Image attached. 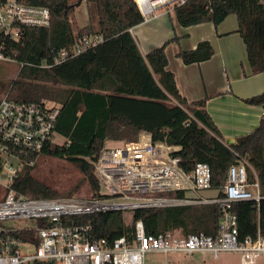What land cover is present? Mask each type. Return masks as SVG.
Segmentation results:
<instances>
[{"label": "trees", "instance_id": "1", "mask_svg": "<svg viewBox=\"0 0 264 264\" xmlns=\"http://www.w3.org/2000/svg\"><path fill=\"white\" fill-rule=\"evenodd\" d=\"M96 6L97 25L80 28L72 0H20L47 7L52 16L49 28L27 27L19 41H6L4 53L20 65L18 76L9 83L0 80V101L9 93L19 102L53 101L60 105L55 132L65 144L49 143L41 155L64 159L78 168L89 181L95 197L102 186L94 162L109 142H134L148 132L155 142L178 146L175 156L192 172L197 163L208 164L212 185L221 190L229 168L248 157L249 182L257 179L264 196V114L251 133L227 144L206 109L207 99L189 103L179 92L174 74L167 69L166 48L178 36L144 56L131 30L144 22L134 0H83ZM81 2V3H82ZM183 27L212 22L215 26L235 14L238 33L246 45L252 75L264 73V0H187L175 7ZM100 36L102 42L88 51L54 65L57 51L72 46L78 37ZM0 36V40H1ZM208 41L196 49L178 53L189 65L213 56ZM47 66L44 67L42 64ZM264 107V92L245 99ZM24 167L15 190L32 199L56 198L58 194L32 176ZM183 195V194H180ZM238 217L239 239L264 236V200L260 209L253 202L233 204ZM221 208L218 204L169 208H143L127 224L123 211H109L73 217L78 224H91L95 238L114 241L135 238V224L141 220L147 235L181 236L218 234Z\"/></svg>", "mask_w": 264, "mask_h": 264}, {"label": "built area", "instance_id": "2", "mask_svg": "<svg viewBox=\"0 0 264 264\" xmlns=\"http://www.w3.org/2000/svg\"><path fill=\"white\" fill-rule=\"evenodd\" d=\"M144 22L158 16L161 7L182 6L187 0H134ZM47 7L20 0H0V61L16 62L4 53L6 41H19L27 27L49 28ZM102 42L100 36H81L69 48L57 51L54 65L72 59ZM42 66L46 67L45 63ZM60 105L53 101L19 102L9 93L0 101V264H146L148 254L176 256L180 263L206 264L224 253H237L241 264L264 260V236L239 239L238 217L233 204L253 202L260 209L264 196L258 179L249 182L248 157L231 165L217 199L200 196L215 189L208 164L197 163L192 172L180 165L178 146L155 142L148 132L137 141L106 146L94 162L102 189L90 199L75 197L37 198L20 195L15 184L24 167L33 168L41 151L57 143L56 122ZM186 191L198 197L187 198ZM183 194V195H180ZM218 204L221 208L218 234L208 236L147 235L141 220L135 224V238L114 241L95 238L91 224H78L72 218L109 211L143 208H169ZM202 256V261L196 256Z\"/></svg>", "mask_w": 264, "mask_h": 264}, {"label": "crops", "instance_id": "3", "mask_svg": "<svg viewBox=\"0 0 264 264\" xmlns=\"http://www.w3.org/2000/svg\"><path fill=\"white\" fill-rule=\"evenodd\" d=\"M82 7L84 14L80 16L77 9L75 12L80 28L93 22L90 10L96 12V8L85 1L77 8ZM157 14L156 18L131 30L141 53L146 56L178 36L179 41L167 46L166 56L167 69L174 74L180 94L189 103L208 98L206 109L227 144L253 132L260 124L264 107L247 104L244 100L264 92V73L252 75L246 45L238 33L237 16H227L218 26L205 22L183 27L174 5L161 7ZM204 41L213 47L211 59L187 65L178 57L181 50L196 49Z\"/></svg>", "mask_w": 264, "mask_h": 264}, {"label": "rangeland", "instance_id": "4", "mask_svg": "<svg viewBox=\"0 0 264 264\" xmlns=\"http://www.w3.org/2000/svg\"><path fill=\"white\" fill-rule=\"evenodd\" d=\"M72 1L77 4L80 0ZM92 6L94 9L96 8L94 4ZM79 9L80 8H77L79 11L78 14L81 16L82 13L84 14L85 8L82 7L80 10ZM90 12L92 21L96 23L98 20L96 12L92 9ZM19 69L20 65L17 62L0 61V80L5 83L11 82L17 78ZM56 141L61 145L66 142L65 139L59 135ZM119 143L109 142L107 146L118 145ZM31 174L35 179L52 188L58 194L56 198L75 197L90 199L94 197L96 193L89 181L85 179L82 172L64 159L41 155L33 167ZM132 214L131 211L124 212V219L127 224H131ZM179 233H175V236H179ZM168 258L171 264H178L175 260L176 256L169 255ZM195 258L199 262L203 259L200 255H197ZM166 261V255L162 253L148 254L146 256V264H166ZM205 262L206 264H241L240 257L237 253H224L217 259L207 256ZM179 264H195V262L184 261V258H180ZM260 264H264V260H262Z\"/></svg>", "mask_w": 264, "mask_h": 264}, {"label": "water", "instance_id": "5", "mask_svg": "<svg viewBox=\"0 0 264 264\" xmlns=\"http://www.w3.org/2000/svg\"><path fill=\"white\" fill-rule=\"evenodd\" d=\"M83 0H80L77 5L80 6L81 5V2ZM200 196L204 197V198H207V199H217L220 197L221 195V190L219 189H213V190H204V191H200ZM184 196L187 197V198H197L198 196L193 193L192 191H186L184 193Z\"/></svg>", "mask_w": 264, "mask_h": 264}]
</instances>
